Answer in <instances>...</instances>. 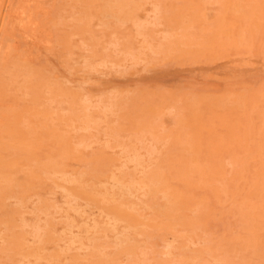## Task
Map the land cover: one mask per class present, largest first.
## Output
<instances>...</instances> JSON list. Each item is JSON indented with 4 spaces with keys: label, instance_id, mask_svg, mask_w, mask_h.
I'll return each instance as SVG.
<instances>
[{
    "label": "rangeland",
    "instance_id": "1",
    "mask_svg": "<svg viewBox=\"0 0 264 264\" xmlns=\"http://www.w3.org/2000/svg\"><path fill=\"white\" fill-rule=\"evenodd\" d=\"M0 264H264V0L0 1Z\"/></svg>",
    "mask_w": 264,
    "mask_h": 264
},
{
    "label": "bare ground",
    "instance_id": "2",
    "mask_svg": "<svg viewBox=\"0 0 264 264\" xmlns=\"http://www.w3.org/2000/svg\"><path fill=\"white\" fill-rule=\"evenodd\" d=\"M0 1H2V0H0ZM10 1V0H9ZM19 4V3H18ZM9 5V4H8ZM14 7V6H13ZM27 9V8H26ZM20 10V9H19ZM38 10V9H37ZM7 11H8V9H7ZM13 11V10H12ZM23 12V11H22ZM12 13V12H11ZM6 14V13H5ZM17 14H18V11H17ZM14 16V15H13ZM23 17V16H22ZM14 18V17H13ZM16 19V18H15ZM9 21V20H8ZM29 21V20H28ZM31 23V22H30ZM148 23V22H147ZM155 23V22H154ZM15 24V23H14ZM13 24V25H14ZM18 25V24H17ZM28 25V24H27ZM30 25V24H29ZM33 25V24H32ZM35 25V24H34ZM9 26V25H8ZM153 26V25H152ZM26 27V26H25ZM20 28V27H19ZM23 28V27H22ZM28 28V27H27ZM12 29H14L13 27H12ZM26 29V28H25ZM35 29V28H34ZM19 30V29H18ZM27 30V29H26ZM10 33V32H9ZM8 33V34H9ZM25 33V32H24ZM29 33V32H28ZM34 33H36V32H34ZM3 34V33H2ZM37 34V33H36ZM29 35V34H28ZM9 37H11L10 36V34H9ZM110 37V36H109ZM16 38H18V37H16ZM16 40V39H15ZM17 42V41H16ZM21 46V45H20ZM15 47V46H14ZM29 51V50H28ZM29 54V53H28ZM31 54V53H30ZM29 56V55H28ZM6 58V57H5ZM27 58V57H26ZM114 66V65H113ZM115 67V66H114ZM244 79H245V77H244ZM244 81V80H243ZM233 83V82H232ZM254 83V82H253ZM117 94V93H116ZM127 94V93H126ZM83 98V97H82ZM103 120V119H102ZM103 144V143H102ZM145 155V154H144ZM127 162V161H126ZM138 174V173H137ZM122 187V186H121ZM115 190H117V189H115ZM125 190V189H124ZM63 192V191H62ZM119 192V191H118ZM121 194V193H120ZM125 194V193H124ZM120 196V195H119ZM65 197H67V196H65ZM71 199V198H70ZM170 199V198H169ZM172 199V198H171ZM73 201V200H72ZM70 205V204H69ZM71 211H72V209H71ZM76 213H77V211H76ZM99 213V212H98ZM75 214V213H74ZM105 216V215H104ZM91 218V217H90ZM57 219V218H56ZM87 219V218H86ZM106 219V218H105ZM173 219V218H172ZM93 223V222H92ZM108 224V223H107ZM85 231V230H84ZM87 231V230H86ZM85 233H87V232H85ZM86 235V234H85ZM117 235V234H116ZM74 236V235H73ZM115 236V235H114ZM75 239V238H74ZM170 242V241H169ZM80 245V244H79ZM80 249V248H79ZM64 260V259H63Z\"/></svg>",
    "mask_w": 264,
    "mask_h": 264
}]
</instances>
